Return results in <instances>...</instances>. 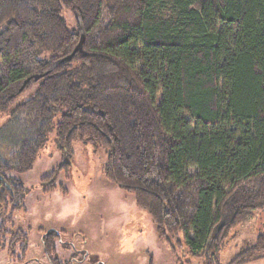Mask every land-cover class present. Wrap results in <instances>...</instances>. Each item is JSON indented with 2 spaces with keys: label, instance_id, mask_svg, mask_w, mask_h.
<instances>
[{
  "label": "trees",
  "instance_id": "16d2710c",
  "mask_svg": "<svg viewBox=\"0 0 264 264\" xmlns=\"http://www.w3.org/2000/svg\"><path fill=\"white\" fill-rule=\"evenodd\" d=\"M80 25L82 50L45 74L76 48ZM37 81L0 125L9 257L21 260L28 240L6 229L25 192L8 173L30 168L56 116L62 163L43 179L49 188L73 143L102 147L105 179L134 195L160 240L203 264L264 208V0H0V111ZM60 235L42 232L49 264H62ZM263 253L259 233L228 264Z\"/></svg>",
  "mask_w": 264,
  "mask_h": 264
},
{
  "label": "rangeland",
  "instance_id": "374dc122",
  "mask_svg": "<svg viewBox=\"0 0 264 264\" xmlns=\"http://www.w3.org/2000/svg\"><path fill=\"white\" fill-rule=\"evenodd\" d=\"M60 15L69 29H76L77 21L70 9L62 7ZM38 84L33 82L0 111V125L17 104L33 96ZM57 120L58 116L30 168L8 173L23 184L25 192L22 205L13 209L6 229L26 234L28 246L21 260L9 257L7 249L0 248V264H49L41 241L42 232L47 230L61 234L54 257L62 264H203L202 256L187 254L185 247L171 249L160 240L150 216L136 206L134 195L105 179L102 168L106 151L102 147L73 143L71 165L55 174L49 188L43 179L62 163L55 142ZM9 211L1 212L0 218L6 219ZM259 233H264L262 207L227 232L217 264H228L251 246ZM245 264H264V256Z\"/></svg>",
  "mask_w": 264,
  "mask_h": 264
},
{
  "label": "water",
  "instance_id": "95a60500",
  "mask_svg": "<svg viewBox=\"0 0 264 264\" xmlns=\"http://www.w3.org/2000/svg\"><path fill=\"white\" fill-rule=\"evenodd\" d=\"M83 38H84V34H83L82 27H81V25H80V41H79L78 45L76 46V48L73 50V52H72L70 55H68V56H66V57H64V58H62V59H59V60H57L56 62H54V64L49 68L48 71L45 72V74H47V73H49L50 71H52V69H54V67H55L56 65H58L59 63L65 61V60H71L72 56H73L76 52H80V51L82 50Z\"/></svg>",
  "mask_w": 264,
  "mask_h": 264
}]
</instances>
